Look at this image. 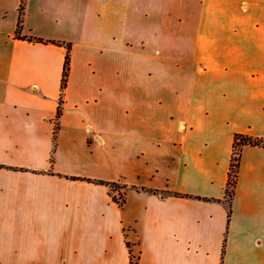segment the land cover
<instances>
[{
    "label": "crops",
    "instance_id": "crops-1",
    "mask_svg": "<svg viewBox=\"0 0 264 264\" xmlns=\"http://www.w3.org/2000/svg\"><path fill=\"white\" fill-rule=\"evenodd\" d=\"M136 2L134 42L91 44L29 33L33 0L17 38L0 0V264H264V0ZM36 38L71 44L58 117Z\"/></svg>",
    "mask_w": 264,
    "mask_h": 264
},
{
    "label": "rangeland",
    "instance_id": "rangeland-1",
    "mask_svg": "<svg viewBox=\"0 0 264 264\" xmlns=\"http://www.w3.org/2000/svg\"><path fill=\"white\" fill-rule=\"evenodd\" d=\"M13 1L17 3V0H9V7H12ZM41 1L44 0H33L36 10L26 19L27 24H30L28 26L31 29L29 33L33 36L44 38L71 36L74 40L91 44H95L100 38L106 40L107 44L120 42L124 44V42L136 40L139 22L137 12L140 6L136 0H112V2H108V0H49L48 10L40 8ZM163 5V3H159L160 10ZM5 15L4 26L8 30H12L14 20L16 21L18 15L15 8L8 9ZM70 25L75 27V31L68 29ZM237 153H239V148ZM238 159V156L232 157L235 168ZM110 186L115 200L121 204L123 202L122 186L116 182ZM229 190L227 195L231 196ZM132 263L133 261H131Z\"/></svg>",
    "mask_w": 264,
    "mask_h": 264
},
{
    "label": "trees",
    "instance_id": "trees-1",
    "mask_svg": "<svg viewBox=\"0 0 264 264\" xmlns=\"http://www.w3.org/2000/svg\"><path fill=\"white\" fill-rule=\"evenodd\" d=\"M18 11H19V13H18V17H17L14 35L17 38L27 39V40L31 41V40H33L32 36L21 35V30H22V25H23L22 24V22H23V0H21ZM36 40L37 41L51 42V43H55V44H63L65 46V49H66V52L64 55L63 66H62V72H61L59 104L57 105V110H56V116L58 117L60 114V111H61L60 108H61V103H62V94H63V91L66 87L67 79H68L69 71H70L71 44L69 42L61 43L60 41L51 40V39L44 40L42 38H36ZM56 127H57V124H56ZM247 143H256V142L254 140L247 138L246 136H244L242 134H236L235 138H234V142H233V148H235L236 146H240V144H247ZM237 168H238V164L235 168V166H233L232 158H231V162H230V166H229V175H228L227 186H226V193H228L229 189H230L229 191L231 192L229 194L233 193V188H234L236 181H237ZM234 169H236V170H234ZM72 178L92 180L98 184H106V185H113L115 183V182L104 181L101 179H91L89 177H86V178L82 177L81 178V177L73 176ZM113 199L115 200V197H113ZM115 201H117V200H115Z\"/></svg>",
    "mask_w": 264,
    "mask_h": 264
},
{
    "label": "built area",
    "instance_id": "built-area-1",
    "mask_svg": "<svg viewBox=\"0 0 264 264\" xmlns=\"http://www.w3.org/2000/svg\"><path fill=\"white\" fill-rule=\"evenodd\" d=\"M238 151V148H237V146L235 147V148H233V154H232V157H237L238 156V153H237V151ZM237 162V160H234V162ZM232 162H233V160H232ZM233 166H234V164H233Z\"/></svg>",
    "mask_w": 264,
    "mask_h": 264
}]
</instances>
